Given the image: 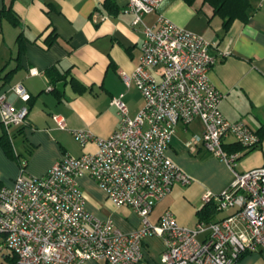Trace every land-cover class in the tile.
<instances>
[{
  "label": "built area",
  "instance_id": "obj_1",
  "mask_svg": "<svg viewBox=\"0 0 264 264\" xmlns=\"http://www.w3.org/2000/svg\"><path fill=\"white\" fill-rule=\"evenodd\" d=\"M165 1L128 0L125 8L134 16V25L143 26L145 38L139 65L132 74L120 76L126 87L133 84L140 91L143 109L131 117L124 96L113 98L110 103L117 109L119 125L111 136L72 132L82 147L95 143V152L64 156L42 177H27L23 170L11 187L0 189V258L15 257L13 264H138L148 236L163 239L162 264H236L243 255L264 249V165L239 171L241 154L224 145L232 137L249 150L260 145L261 137L246 121L225 118L221 112L225 96L210 79L216 64L213 44L161 13ZM150 15L156 16L153 24L145 22ZM38 74L30 70L31 76ZM26 91L18 84L10 95L0 93V120L7 132L28 125V106L18 111L12 106L14 97L30 102ZM195 120L204 130L185 147L191 151L202 146L234 174L222 193L207 192L204 204L235 213L189 229L167 211L153 224L149 219L155 206L174 186L187 187L193 181L166 152L177 125ZM58 125L62 131L67 128L64 121ZM83 177L96 182L116 208L136 212L142 228L126 233L113 221L88 212L79 183Z\"/></svg>",
  "mask_w": 264,
  "mask_h": 264
},
{
  "label": "crops",
  "instance_id": "obj_2",
  "mask_svg": "<svg viewBox=\"0 0 264 264\" xmlns=\"http://www.w3.org/2000/svg\"><path fill=\"white\" fill-rule=\"evenodd\" d=\"M106 0H0V93L22 84L31 95L28 104L13 98L16 111L28 106V125L12 127L7 132L0 120V189L11 187L24 170L27 177H42L64 156L79 157L93 153L97 147H82L72 132L89 130L99 138H108L119 125L117 109L110 103L124 96L129 115L136 117L145 101L135 85L126 87L120 74H132L142 58L143 26L134 25L128 12V0H115L118 10L104 7ZM249 21L233 22L227 29L223 20L204 0L188 5L182 0H166L160 7L170 21L190 33L201 35L213 44L216 64L210 79L224 94L221 112L230 122L244 120L258 132L264 128V1L250 0ZM11 7L19 20L13 25L2 17L3 8ZM156 16H147L153 24ZM52 32L57 40L45 43ZM23 36L20 53L18 36ZM57 67L61 80L52 82L46 70ZM36 69L39 74L30 75ZM52 90L48 91V87ZM1 119V114H0ZM64 121L62 131L58 122ZM166 152L193 180L187 187L174 186L150 215L157 224L167 211L182 227L194 229L200 222L198 213L206 206L207 192L220 194L234 180L228 164L198 146L188 150L185 143L204 127L200 120L177 125ZM6 137L11 156L1 143ZM225 150L239 152V171L264 165V138L258 147H236L234 138L224 140ZM240 146V145H239ZM238 148V149H237ZM26 165L23 167V164ZM79 183L86 196V210L102 220H111L126 233L142 228L140 216L131 208H116L99 185L88 177ZM235 210L218 212L212 221L232 216ZM203 239V237H201ZM162 238L148 236L142 244L143 259L138 264H162L166 250ZM264 249L247 253L236 264H264ZM87 264H105L102 261Z\"/></svg>",
  "mask_w": 264,
  "mask_h": 264
},
{
  "label": "trees",
  "instance_id": "obj_3",
  "mask_svg": "<svg viewBox=\"0 0 264 264\" xmlns=\"http://www.w3.org/2000/svg\"><path fill=\"white\" fill-rule=\"evenodd\" d=\"M187 3L189 6L193 5L197 0H182ZM205 3H208L214 9V13L216 16H220L223 20L224 27L227 29L230 25L235 21H241L243 23H247L249 21V10L251 9L250 0H204ZM104 7L106 10L110 12H117L116 10L117 5L115 0H106L104 3ZM2 17L7 18L13 25L19 26V20L14 14V11L11 7L3 8L2 10ZM57 35L55 32H52L48 37H46L45 43L47 46H51L56 42ZM18 44H19V51L18 53L21 54L24 51V40L23 36L20 34L18 36ZM57 67L52 66L46 70V74L48 78L52 82H56L61 80L59 76L56 75ZM261 140L264 138V128L258 131ZM1 143L6 152L11 156L12 148L10 146V142L6 137L1 138ZM236 147H241L238 144L232 149L235 151ZM238 149V148H237ZM204 208L198 213V218H200V222H212V216L217 213V209L213 204H205ZM243 257V256H242ZM11 261V264L15 263V257H8Z\"/></svg>",
  "mask_w": 264,
  "mask_h": 264
},
{
  "label": "rangeland",
  "instance_id": "obj_4",
  "mask_svg": "<svg viewBox=\"0 0 264 264\" xmlns=\"http://www.w3.org/2000/svg\"><path fill=\"white\" fill-rule=\"evenodd\" d=\"M7 255H9V252H6ZM264 255V253H263ZM0 264H11V261L6 257V258H0Z\"/></svg>",
  "mask_w": 264,
  "mask_h": 264
}]
</instances>
